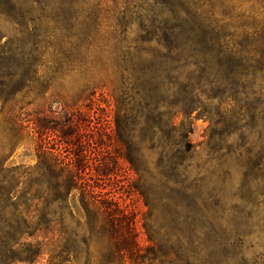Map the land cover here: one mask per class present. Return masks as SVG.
Listing matches in <instances>:
<instances>
[{
  "label": "trees",
  "instance_id": "trees-1",
  "mask_svg": "<svg viewBox=\"0 0 264 264\" xmlns=\"http://www.w3.org/2000/svg\"><path fill=\"white\" fill-rule=\"evenodd\" d=\"M138 4L0 0V21L14 31L4 42L0 29V264H252L240 250L253 245L247 232L162 233L146 222L143 248L112 187L127 167L147 200L151 179L171 184L190 169L182 74L226 96L225 114L229 100L244 103L239 115L254 112L264 0ZM101 101L115 115L110 136L89 131ZM29 137L36 164L8 166Z\"/></svg>",
  "mask_w": 264,
  "mask_h": 264
},
{
  "label": "rangeland",
  "instance_id": "rangeland-1",
  "mask_svg": "<svg viewBox=\"0 0 264 264\" xmlns=\"http://www.w3.org/2000/svg\"><path fill=\"white\" fill-rule=\"evenodd\" d=\"M129 1L137 6L141 0ZM0 29L4 42L14 36L5 21H0ZM137 29L135 25L133 35ZM180 88L186 94L178 107L186 112L180 116L179 124L190 131L189 139L195 149L188 156L190 169L171 184L151 179L145 189L146 200L135 189L132 174L123 167V178L113 185V192L134 212L143 248L147 246L146 222L147 228L162 233L247 232L253 233L249 238V245H253L240 248L247 260L244 259L247 263L264 264V96L251 97L249 103L254 112L243 116L239 112L242 114L244 103L238 106L235 100H229L230 111L225 114L226 96L221 98L217 91L203 87L198 74H182L177 90ZM99 104L100 110L97 105L93 107L89 131L93 126L98 136H110L115 129L112 105L107 101ZM52 108L60 109L58 103ZM24 142L8 166L29 168L36 164L34 139L29 137ZM151 154L155 168L159 156Z\"/></svg>",
  "mask_w": 264,
  "mask_h": 264
}]
</instances>
